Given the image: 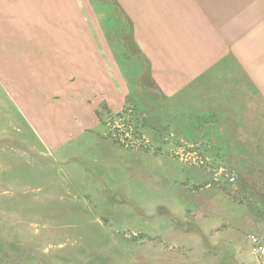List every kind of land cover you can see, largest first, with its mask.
I'll list each match as a JSON object with an SVG mask.
<instances>
[{
    "label": "crops",
    "instance_id": "0c3cea01",
    "mask_svg": "<svg viewBox=\"0 0 264 264\" xmlns=\"http://www.w3.org/2000/svg\"><path fill=\"white\" fill-rule=\"evenodd\" d=\"M92 1L95 16L105 14L104 21L97 17L102 34L70 32L74 42L66 48L63 34L41 29L28 35L15 7L0 10V102L9 104V128L17 129L18 117L37 137L40 154L57 150L67 158L72 152L74 189L104 198L100 178L121 171L122 161H138L140 153L105 138L103 114L134 106L152 125L177 130L170 134L190 137L218 156L234 154L235 188L254 203L248 213L259 216L264 149L256 140L241 147V137L251 136L248 121L264 119V0H99V9ZM44 34L56 39L57 49L47 46ZM18 36L38 42L18 45ZM190 173L188 181L198 188L182 187V203L165 212L173 218L168 234L156 235L186 251L175 264H264L250 253L245 234L264 235V224H243L241 208L230 215L206 173ZM36 187L44 191L42 180Z\"/></svg>",
    "mask_w": 264,
    "mask_h": 264
},
{
    "label": "rangeland",
    "instance_id": "374dc122",
    "mask_svg": "<svg viewBox=\"0 0 264 264\" xmlns=\"http://www.w3.org/2000/svg\"><path fill=\"white\" fill-rule=\"evenodd\" d=\"M68 1L0 0V10L8 3L11 13L15 7L18 26L28 35L41 29L63 34L65 48L74 42L70 32L86 36L91 32L97 37L102 34L97 17L104 21L103 12L96 17L89 0ZM92 4L99 9L101 2L93 0ZM38 5L43 6L42 14ZM103 25L107 37L111 36V30ZM44 37L50 49L56 47V39ZM16 41L18 45L28 41L34 46L38 42L19 36ZM69 83H75L73 77ZM9 114V104L0 102V264H170V260L175 264L178 258L185 260L186 251L169 248L156 235L168 234L173 218L165 212L182 203V187L190 191L198 188L190 183L191 179L188 181L189 172L206 173L208 183L223 192L230 215L233 208L240 207L243 224H264V211L251 216L248 211L254 209V203L235 188L237 177L229 165L236 159L234 154L218 156L201 143H192L190 137L170 134L177 130L152 125L151 118L142 119L134 106L103 114L101 128L109 136L105 138L130 153L139 152V160L144 158L143 162L136 161V157L133 163L122 161L125 167L121 171L113 169L112 174L107 170L99 182L104 198L99 192L97 198L96 192L81 189L83 194H79L72 182V152L67 158L57 150L40 154L37 137L28 132L22 120L17 117L14 121L16 130L9 128ZM248 122L251 136L241 137L245 139L241 147H249L256 140V147L264 149V119ZM58 153L62 158L57 157ZM231 175L235 177L233 181L229 180ZM40 179L43 192L36 187ZM187 216L191 222L192 213ZM253 232L264 236L255 230L245 234Z\"/></svg>",
    "mask_w": 264,
    "mask_h": 264
},
{
    "label": "built area",
    "instance_id": "2783aa9c",
    "mask_svg": "<svg viewBox=\"0 0 264 264\" xmlns=\"http://www.w3.org/2000/svg\"><path fill=\"white\" fill-rule=\"evenodd\" d=\"M234 179L235 177L233 175L229 177L230 181H233ZM248 239L250 243V253L257 259L264 258V236L256 233H250L248 234Z\"/></svg>",
    "mask_w": 264,
    "mask_h": 264
},
{
    "label": "trees",
    "instance_id": "16d2710c",
    "mask_svg": "<svg viewBox=\"0 0 264 264\" xmlns=\"http://www.w3.org/2000/svg\"><path fill=\"white\" fill-rule=\"evenodd\" d=\"M118 7H119V6H118ZM117 11H118V12H121L119 8H117Z\"/></svg>",
    "mask_w": 264,
    "mask_h": 264
}]
</instances>
